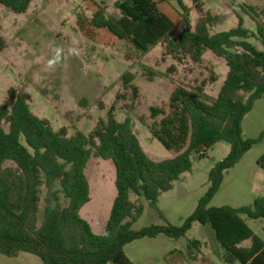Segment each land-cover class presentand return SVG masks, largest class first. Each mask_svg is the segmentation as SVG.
<instances>
[{"label": "trees", "instance_id": "trees-1", "mask_svg": "<svg viewBox=\"0 0 264 264\" xmlns=\"http://www.w3.org/2000/svg\"><path fill=\"white\" fill-rule=\"evenodd\" d=\"M30 1L0 0V4L21 13ZM176 1L183 19L176 35L170 33L172 20L154 0H115L119 16L106 15L98 6L88 19L78 20L81 27L87 20L94 28H106L141 52L163 43L168 53H181L194 62L202 59L205 50L225 60L226 75L214 98L203 96L202 80L192 88L176 85L167 111L150 106L149 132L176 154L157 161L149 158L130 120H117L112 109L88 133L54 128L31 111L20 91L10 87L7 101L0 103V253L31 252L44 264H136L124 251L125 244L159 235L179 238L197 221L209 225L225 249L221 264H264V239L242 218L264 219V196L254 198L251 205H207L221 186L223 172L256 142L242 137L240 125L253 102L264 94V28L259 25L257 33L251 32L240 19L235 27L211 33L209 11L192 24L183 0ZM191 3L202 12V0ZM251 35L260 39L262 49L247 40ZM4 47L0 35V51ZM146 75L153 73L146 70ZM133 79L130 71L122 75L123 87L136 96ZM220 140L228 143V154L210 169V186L195 210L180 225L132 228L142 206L130 199V193L155 202L180 174L190 170L193 153L201 156ZM199 150L203 153L198 154ZM92 156L110 159L115 171V194L102 233H95L80 214L90 200L85 168ZM245 240L250 241L248 246L242 245ZM191 243L198 246L200 241Z\"/></svg>", "mask_w": 264, "mask_h": 264}, {"label": "rangeland", "instance_id": "rangeland-1", "mask_svg": "<svg viewBox=\"0 0 264 264\" xmlns=\"http://www.w3.org/2000/svg\"><path fill=\"white\" fill-rule=\"evenodd\" d=\"M106 2L95 5L92 0H31L21 13L0 4V35L5 41L0 51V103L7 101L9 88L14 87L36 116L48 119L54 128L65 126L70 133L76 129L88 133L99 119L106 120L112 109L117 120H130L149 158L157 161L172 157L175 150L165 148L148 130L152 122L150 106L167 111L169 94L176 85L192 88L201 85L202 80L203 96L214 98L226 75L225 60L205 50L202 59L194 62L181 53H168L163 43L141 52L106 28H94L87 20L80 26L79 18L88 19L98 6H103L106 15L119 16L112 0ZM173 2L182 10L176 0ZM183 2L192 24L206 11L211 13V33L235 27L240 19L251 32L257 33L259 25L264 28V0H202L203 13L194 8L191 0ZM247 40L256 49L263 48L256 35ZM146 70L153 75L148 77ZM126 71L134 74L136 96L123 87L122 75ZM211 76L215 79L211 80ZM240 126L242 137L256 142L223 172L221 186L208 206L251 205L254 198L264 196V94L253 102ZM228 151V143L220 140L201 156L193 153L190 170L180 174L172 188L161 192L153 203L130 193V199L142 206L132 228L180 225L210 186V169ZM85 171L90 200L80 214L95 233H102L115 194L114 166L110 159L92 156ZM242 218L264 239L263 218ZM194 239L200 241L198 246L191 243ZM221 247L209 225L195 221L178 239L165 235L143 237L125 244L124 251L133 261L166 264L165 251L177 248L186 256L185 264H221ZM0 264L44 262L36 254L19 251L11 255L0 253Z\"/></svg>", "mask_w": 264, "mask_h": 264}, {"label": "crops", "instance_id": "crops-1", "mask_svg": "<svg viewBox=\"0 0 264 264\" xmlns=\"http://www.w3.org/2000/svg\"><path fill=\"white\" fill-rule=\"evenodd\" d=\"M114 1L115 0H112V3H114ZM154 1H156L159 9L162 12H164L172 20L173 25H172V28L170 30V33L172 35H176L183 28V19H182V14H181L180 9L174 5L173 0H154ZM92 3L96 5L97 3H104L105 4L107 2H106V0H92ZM175 25L178 27L176 30L173 29V27ZM85 173H86V171H85ZM89 186H90V183H89ZM175 239H178V238H175ZM246 241H248V243H245ZM249 244H250L249 240H245L242 242V245H244V246H248ZM212 246L215 248V245H212ZM221 248H223V247H221ZM218 253L220 255L219 258L223 262V255L225 253V249L223 248L221 250H218ZM164 256H165L166 264H185L187 262L186 256L182 253L181 250H179L177 248L166 250L164 253ZM197 259H198V257L196 258V260ZM134 262L136 264H148L147 262L143 263L140 260H134ZM211 264H213V263H211ZM230 264H242V263L232 262Z\"/></svg>", "mask_w": 264, "mask_h": 264}, {"label": "built area", "instance_id": "built-area-1", "mask_svg": "<svg viewBox=\"0 0 264 264\" xmlns=\"http://www.w3.org/2000/svg\"><path fill=\"white\" fill-rule=\"evenodd\" d=\"M202 153H203L202 150H199V151H198V154H202Z\"/></svg>", "mask_w": 264, "mask_h": 264}]
</instances>
